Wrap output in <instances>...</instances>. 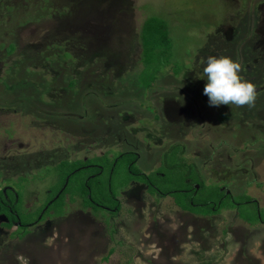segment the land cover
I'll return each instance as SVG.
<instances>
[{"label":"rangeland","instance_id":"rangeland-1","mask_svg":"<svg viewBox=\"0 0 264 264\" xmlns=\"http://www.w3.org/2000/svg\"><path fill=\"white\" fill-rule=\"evenodd\" d=\"M151 18L168 23L174 46L147 89L140 32ZM212 55L241 64L254 107L209 106ZM174 146L207 185L257 200L264 216V0H0V190L21 211L40 209L72 162L109 169L133 152L151 174ZM81 179L56 206L65 217L23 239L0 218V264H264V224L184 213L138 183L119 191L117 216L83 210Z\"/></svg>","mask_w":264,"mask_h":264},{"label":"trees","instance_id":"trees-1","mask_svg":"<svg viewBox=\"0 0 264 264\" xmlns=\"http://www.w3.org/2000/svg\"><path fill=\"white\" fill-rule=\"evenodd\" d=\"M140 42L143 61L140 82L145 88L150 89L158 81L159 75L162 74L161 70L167 69L173 59L174 44L170 37L168 23L158 18L146 21L140 32ZM184 70L181 73H175V76H180ZM223 118L221 115V120H225ZM122 162L123 169L116 170L115 166ZM138 162L139 155L133 152L120 155L110 164L109 169L108 166L92 164L88 160L72 162L71 171H62V182L59 188L55 192H49L52 195L40 209L31 212L33 215L28 210L21 211L19 206H16L10 189L4 188L5 191L0 190V218L6 220L2 225L9 229L24 230L23 239L29 234L31 228L40 225L48 218L65 217V210L57 211L56 206L68 195L67 191L72 179L77 176L81 179L85 173L87 176L82 177L79 185L80 196L73 199L75 202L80 201L83 210L100 209L111 214L115 213L117 216L121 211L120 192H124L131 184L138 183L145 185L151 196L159 199L172 198L176 207L184 213L208 218L219 216L223 212L235 211L240 220L251 226L258 223L264 224L263 209L260 208L257 200L245 197L246 200L239 201L227 187L207 185L196 165L186 162L181 146H174L165 153L158 170L151 174L141 171L137 166ZM122 170L123 178L118 183L120 185L113 186L114 175H118ZM116 187H118L117 192ZM74 201L71 200L72 203H75ZM245 205L255 206V211L248 215L243 214L242 207ZM29 217L31 220L28 219ZM114 232L115 230H112L111 234ZM112 253L114 250H111L110 254Z\"/></svg>","mask_w":264,"mask_h":264},{"label":"clouds","instance_id":"clouds-1","mask_svg":"<svg viewBox=\"0 0 264 264\" xmlns=\"http://www.w3.org/2000/svg\"><path fill=\"white\" fill-rule=\"evenodd\" d=\"M202 63L207 83L204 95L209 98L210 107L236 105L254 107L257 99L256 85L244 79L239 73L241 64L227 56H208Z\"/></svg>","mask_w":264,"mask_h":264},{"label":"flooded vegetation","instance_id":"flooded-vegetation-1","mask_svg":"<svg viewBox=\"0 0 264 264\" xmlns=\"http://www.w3.org/2000/svg\"><path fill=\"white\" fill-rule=\"evenodd\" d=\"M139 160H140V157H139ZM87 161V160H86ZM147 188V187H146ZM197 188H198V186H197ZM148 190V189H147ZM229 193V192H228Z\"/></svg>","mask_w":264,"mask_h":264},{"label":"water","instance_id":"water-1","mask_svg":"<svg viewBox=\"0 0 264 264\" xmlns=\"http://www.w3.org/2000/svg\"><path fill=\"white\" fill-rule=\"evenodd\" d=\"M197 189H199V187Z\"/></svg>","mask_w":264,"mask_h":264}]
</instances>
